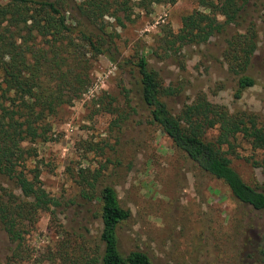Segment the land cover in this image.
I'll list each match as a JSON object with an SVG mask.
<instances>
[{"label":"trees","instance_id":"16d2710c","mask_svg":"<svg viewBox=\"0 0 264 264\" xmlns=\"http://www.w3.org/2000/svg\"><path fill=\"white\" fill-rule=\"evenodd\" d=\"M178 1L0 3V229L13 244L5 264H22L31 258L27 237L42 214L49 217L54 240L38 264H152L149 254L121 244L119 229L129 220L130 211L121 206L115 184L104 177L108 158L104 163L98 161L97 167L79 164L66 169L75 187L70 199L46 191L35 163V145L52 140L49 120L90 91L100 57L127 76L128 85H132H121L120 100L101 91L89 102L92 116L106 113L113 117L109 131L117 145L123 142L124 130L153 126L200 171L221 181L240 205L264 213V192L246 183L229 158L235 144L243 142L259 154V159L252 157V164L264 167V122L253 113L230 112L202 92L174 111L169 99L177 96L182 86L166 85L144 49L137 47L133 55L125 56L119 46L117 28L132 23L135 10L147 15L155 5L173 6ZM191 1L196 8L181 18L177 32L167 25L160 29L159 51L150 55L171 60L183 70L185 47L203 45L228 26H236L239 29L226 39L222 57L235 82L234 98L239 99L256 85L250 64L258 31L252 21L244 25L243 17L251 0ZM134 117L138 120L133 126ZM79 145L81 159L86 160L89 153L103 157L107 143L81 141ZM91 220L97 222L96 234ZM251 256L255 263L264 264V233Z\"/></svg>","mask_w":264,"mask_h":264},{"label":"rangeland","instance_id":"374dc122","mask_svg":"<svg viewBox=\"0 0 264 264\" xmlns=\"http://www.w3.org/2000/svg\"><path fill=\"white\" fill-rule=\"evenodd\" d=\"M195 8L193 1L179 0L173 6L155 5L147 15L135 10L134 21L124 29L117 28L123 55H133L137 47L144 49L150 65L159 71L166 85L182 86L181 92L169 99L174 111L202 92L230 112L253 113L264 122V0H251L243 15L244 25L255 23L259 41L250 64L256 85L239 99L234 98L235 82L222 57L226 39L239 29L236 26H228L203 45L185 47L183 70L171 60L161 61L150 55L151 51H159L160 29L167 25L177 32L181 18ZM128 80L100 57L90 91L49 120L52 140L35 145V163L39 165L43 187L51 195L70 199L75 187L66 169L79 164L97 167L98 161L104 163L108 158L104 177L115 184L121 206L130 211L129 220L119 229L124 248L149 254L152 264H257L251 255L255 242L264 233L263 212L240 205L221 181L200 171L159 129L144 124L124 130L123 142L117 145L114 133L109 131L113 117L106 113L91 115L89 102L93 96L101 91L117 95L121 85L132 87ZM134 118L133 126L138 120ZM104 140L107 145L103 157L89 153L86 160L81 159V141ZM258 155L246 143L238 142L229 158L246 183L264 192V167L254 166L251 160L259 159ZM68 214L71 216V210ZM91 222L92 233L96 234L97 222ZM50 225L48 215L42 214L27 237L31 258L22 264H38L43 259L54 240ZM12 248L0 229V264H5Z\"/></svg>","mask_w":264,"mask_h":264},{"label":"flooded vegetation","instance_id":"af4514ba","mask_svg":"<svg viewBox=\"0 0 264 264\" xmlns=\"http://www.w3.org/2000/svg\"><path fill=\"white\" fill-rule=\"evenodd\" d=\"M257 241H259V240H257Z\"/></svg>","mask_w":264,"mask_h":264}]
</instances>
